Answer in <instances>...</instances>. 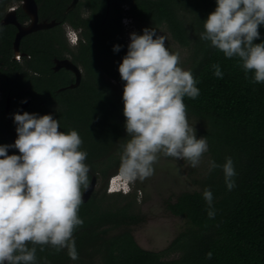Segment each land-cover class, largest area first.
Listing matches in <instances>:
<instances>
[{
    "label": "trees",
    "instance_id": "1",
    "mask_svg": "<svg viewBox=\"0 0 264 264\" xmlns=\"http://www.w3.org/2000/svg\"><path fill=\"white\" fill-rule=\"evenodd\" d=\"M45 1L50 5L59 2L60 13L69 2ZM123 2L129 4L126 11L121 7ZM81 4L89 6L92 13L83 22L88 33L80 56L107 59L102 61L107 72L124 86L119 74L122 61L117 58H124L128 51L123 17L164 26L174 41L189 50L187 70L197 80L200 95L195 100L184 98L187 115L200 121L199 134L207 138L210 163L215 161L221 167H210L198 181V189L182 192L167 205L170 213L186 220L185 229L167 248L148 251L139 246L132 230L143 219L135 212L136 198L106 192L109 177L121 163L118 152L129 139L123 90L116 91L101 79L95 71L101 61H80L86 73L77 88L32 99L47 105L53 98L60 106L61 131H78L83 140L81 150L88 153L89 183L95 176L97 185L102 180L106 187L95 189L80 207L84 224L74 233L79 259L71 260L67 249L56 252L44 246L41 251L37 245L36 264H264V83H252L254 73H247L246 78L238 57L228 59L209 41L200 39L203 22L215 11L216 0H84ZM259 32L257 44L264 43V25ZM6 35L0 33V76L10 58L11 43ZM56 38L44 34L40 49L33 48L34 43L30 52L39 61L44 81L50 75L54 83L65 85L69 73L51 69ZM116 45L121 46L119 52L113 50ZM214 64L220 65L223 78L214 75ZM43 85L47 90L45 82ZM3 86L6 92L12 90ZM228 157L237 173L233 178L236 187L231 191L222 168ZM205 189L213 194V219L208 216ZM209 252L211 259L207 258Z\"/></svg>",
    "mask_w": 264,
    "mask_h": 264
},
{
    "label": "clouds",
    "instance_id": "2",
    "mask_svg": "<svg viewBox=\"0 0 264 264\" xmlns=\"http://www.w3.org/2000/svg\"><path fill=\"white\" fill-rule=\"evenodd\" d=\"M216 4L203 22L200 39L228 59L238 57L246 78L254 73L252 83H264V43H254L264 25V0H216ZM130 41L119 65L129 139L117 178L143 182L155 174L161 154L198 167L209 150L208 141L197 139L184 103L185 97H199L197 80L180 66L179 52H170L166 37L157 36L155 29L145 28L142 35L131 33ZM113 50L119 52L121 46ZM212 67L214 75L223 78L220 65ZM14 123V145H0V264H36L37 245L41 251L44 246L56 252L67 249L69 258L78 260L74 233L84 224L79 210L91 171L86 164L88 153L81 150L83 140L76 130L61 131L60 120L52 115L16 113ZM9 148L19 155H9ZM210 167L221 165L212 161ZM222 168L231 191L237 175L231 157ZM203 196L213 219L211 190L205 189ZM207 258H212L211 252Z\"/></svg>",
    "mask_w": 264,
    "mask_h": 264
},
{
    "label": "flooded vegetation",
    "instance_id": "3",
    "mask_svg": "<svg viewBox=\"0 0 264 264\" xmlns=\"http://www.w3.org/2000/svg\"><path fill=\"white\" fill-rule=\"evenodd\" d=\"M73 2L74 0H69L60 13L59 2L50 5L45 0H0V33L9 35V42L11 43L9 61H6L3 64L4 66L1 65L5 70V74L0 76V145H14L17 139V125L14 123V114L16 113L23 114L27 112L40 116L52 115L54 119L59 120L60 106L53 102V98L47 101V105H44L46 101L43 100L34 103L32 98L43 95L52 96L66 91V89L77 88L86 73L85 67L80 61H101L98 62L95 71L100 74L105 83H108L111 87L113 86L112 82L116 79L109 75L106 66L102 62L108 61L107 59L102 56L100 58L89 56V58L83 59L80 56L81 46L87 44L85 33H88L83 22L90 18L92 11L89 6L81 4L84 0H78L75 6L72 7ZM121 7L126 11L129 4L123 2ZM79 21H81L80 25L74 24ZM42 25L46 26L41 27ZM19 34L21 36L17 41ZM44 34L57 37L54 45L57 52L50 60L52 61L51 69L54 72L64 71L69 73L70 78L65 85H60L58 81L54 83V77H50V75H47L48 77L44 81L45 74L42 72L39 61L34 53L30 52L32 50L30 47L34 43H36V46L33 48L40 49L37 47L42 45ZM123 37L126 44H128L125 38L124 26ZM59 40L61 44L57 42ZM117 58L119 61L123 60L122 57ZM61 61H70L79 69L80 81L76 86H73L77 82L76 72L65 66L59 67ZM44 82L45 86H48L45 87L47 90H43ZM3 83L5 87L12 90L6 92ZM8 154L19 155V152L15 148H9ZM85 190L82 192L84 193ZM120 190L116 189V192L109 186V193H119Z\"/></svg>",
    "mask_w": 264,
    "mask_h": 264
},
{
    "label": "rangeland",
    "instance_id": "4",
    "mask_svg": "<svg viewBox=\"0 0 264 264\" xmlns=\"http://www.w3.org/2000/svg\"><path fill=\"white\" fill-rule=\"evenodd\" d=\"M122 24L128 45L131 42L130 34L142 35L145 28L155 29L157 36H165L169 51L179 52L180 66L187 70L190 52L171 38L166 27H155L148 22L136 21L130 17H125ZM112 83V87L116 91L124 89L121 82L115 80ZM187 117L189 124L196 129L197 139L201 138L199 134L201 130L200 121L188 115ZM122 152L123 148L118 154L122 155ZM154 168L155 174L152 177L143 182L137 180L134 183L124 182L117 178V171L109 177L107 187L104 181L98 180L96 189L99 190L100 186L106 187V192L109 194V186H111L114 191L121 189L120 194L122 195L134 196L136 198L135 212L143 218L141 222L132 227L136 242L145 250L162 251L186 227V220L170 213L167 205L174 202L182 192L199 188L198 181L203 179L209 171L210 158L206 152L199 166L193 168L186 160H177L161 154Z\"/></svg>",
    "mask_w": 264,
    "mask_h": 264
},
{
    "label": "water",
    "instance_id": "5",
    "mask_svg": "<svg viewBox=\"0 0 264 264\" xmlns=\"http://www.w3.org/2000/svg\"><path fill=\"white\" fill-rule=\"evenodd\" d=\"M77 1L78 0H74L72 7L75 6ZM44 26H46V25H42L41 27H44ZM20 36H21V34L18 35L17 41L19 40ZM61 66H65L66 68L72 69V70H74L76 72V74H77V82H76L75 85H73V86H76L79 83V81H80L79 69L75 65H73L70 61H61V62H59V67H61ZM96 185H97V178L93 177L91 183L89 184V187L83 193V200L84 201H87L90 198V196L92 195V193L94 192V190L96 188Z\"/></svg>",
    "mask_w": 264,
    "mask_h": 264
}]
</instances>
